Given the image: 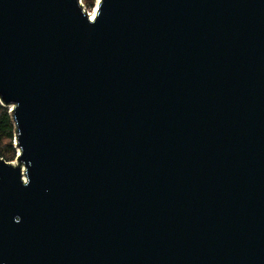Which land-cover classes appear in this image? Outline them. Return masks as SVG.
I'll list each match as a JSON object with an SVG mask.
<instances>
[{
	"label": "water",
	"instance_id": "1",
	"mask_svg": "<svg viewBox=\"0 0 264 264\" xmlns=\"http://www.w3.org/2000/svg\"><path fill=\"white\" fill-rule=\"evenodd\" d=\"M0 264H264V0H0Z\"/></svg>",
	"mask_w": 264,
	"mask_h": 264
},
{
	"label": "trees",
	"instance_id": "2",
	"mask_svg": "<svg viewBox=\"0 0 264 264\" xmlns=\"http://www.w3.org/2000/svg\"><path fill=\"white\" fill-rule=\"evenodd\" d=\"M15 127L11 114L6 105L0 103V158L11 160L14 156L15 147L13 137Z\"/></svg>",
	"mask_w": 264,
	"mask_h": 264
},
{
	"label": "rangeland",
	"instance_id": "3",
	"mask_svg": "<svg viewBox=\"0 0 264 264\" xmlns=\"http://www.w3.org/2000/svg\"><path fill=\"white\" fill-rule=\"evenodd\" d=\"M98 1L97 0H81V4H82L83 8L85 9V11L90 13V12H94L95 8L97 9ZM7 108H8V112L10 113V111H9L10 107L7 106ZM13 145L15 147V138L14 137H13ZM17 154H18V148L15 147L13 159L8 160V162H10L12 164H17Z\"/></svg>",
	"mask_w": 264,
	"mask_h": 264
},
{
	"label": "bare ground",
	"instance_id": "4",
	"mask_svg": "<svg viewBox=\"0 0 264 264\" xmlns=\"http://www.w3.org/2000/svg\"><path fill=\"white\" fill-rule=\"evenodd\" d=\"M98 1V0H97ZM97 7H98V4H97ZM95 11H96V8L94 9V12H88V15H89V17L92 19L93 17H94V15H95Z\"/></svg>",
	"mask_w": 264,
	"mask_h": 264
},
{
	"label": "built area",
	"instance_id": "5",
	"mask_svg": "<svg viewBox=\"0 0 264 264\" xmlns=\"http://www.w3.org/2000/svg\"><path fill=\"white\" fill-rule=\"evenodd\" d=\"M80 1V3H81V0H79Z\"/></svg>",
	"mask_w": 264,
	"mask_h": 264
}]
</instances>
